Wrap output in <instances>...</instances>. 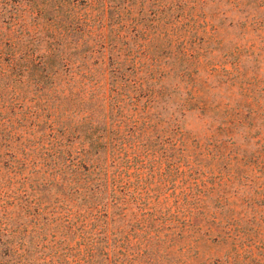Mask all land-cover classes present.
Segmentation results:
<instances>
[{
	"label": "trees",
	"instance_id": "1",
	"mask_svg": "<svg viewBox=\"0 0 264 264\" xmlns=\"http://www.w3.org/2000/svg\"><path fill=\"white\" fill-rule=\"evenodd\" d=\"M0 1V264H162L194 225L146 178L171 104L132 56L129 14L150 3L220 49L209 23L234 17L231 45L264 59V0Z\"/></svg>",
	"mask_w": 264,
	"mask_h": 264
},
{
	"label": "rangeland",
	"instance_id": "2",
	"mask_svg": "<svg viewBox=\"0 0 264 264\" xmlns=\"http://www.w3.org/2000/svg\"><path fill=\"white\" fill-rule=\"evenodd\" d=\"M152 8H132L128 33L132 56L153 70L156 96L171 104L165 141L151 149L164 160L160 175L148 164L146 178L194 225L160 262L264 264V59L231 45L239 41L234 17L209 23L229 46L220 49L182 23L153 21ZM170 156L179 167L172 183Z\"/></svg>",
	"mask_w": 264,
	"mask_h": 264
}]
</instances>
